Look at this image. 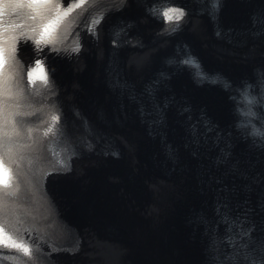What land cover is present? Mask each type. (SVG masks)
I'll return each instance as SVG.
<instances>
[{
	"label": "bare ground",
	"instance_id": "bare-ground-1",
	"mask_svg": "<svg viewBox=\"0 0 264 264\" xmlns=\"http://www.w3.org/2000/svg\"><path fill=\"white\" fill-rule=\"evenodd\" d=\"M125 2L121 10L104 17L97 37L83 39L80 52L51 59L62 106H77L91 128L109 135L117 146L116 156L82 154L74 158L68 172L58 174L59 181L50 175L46 179L48 194L82 238L80 250L58 252L54 259L60 264H133L142 252L146 256L149 251L157 255L156 262L166 264L162 253L168 255L173 249V264H237L218 263L215 253H210L208 234L211 227L221 232L220 212L238 209L251 219L248 255L255 253L258 264H264V146L238 133L236 103L231 98L240 80L253 76L251 69L264 78V0L239 5L223 0L213 21L222 29L216 36L209 33V17L193 5L188 22L174 37L156 34L160 22L142 11L138 0ZM119 15L133 21L132 34L140 43L121 46L110 54L106 31ZM177 39L191 45L203 69L219 73L223 80L196 84L188 70L166 63L165 56L173 51ZM20 50L26 62L35 51L28 45ZM88 88L98 92L100 101L91 97ZM82 91L86 92V108ZM220 91L229 108L220 100ZM148 94L153 97L149 104ZM139 107L144 109L142 114ZM90 109L99 120L89 114ZM134 128L139 131L138 143L130 135ZM125 148L130 149L128 153ZM116 160L126 163L124 170L102 167L104 181L122 185L117 193L120 214L131 223L134 239L141 246L138 249H126L123 228L119 231L117 227L114 237L108 235L111 221L97 226L70 196L71 190L64 191L61 185L65 179L77 188L76 196H84V190L96 187V170L85 168V163L90 161L97 169L99 163ZM99 185L104 186L101 181Z\"/></svg>",
	"mask_w": 264,
	"mask_h": 264
},
{
	"label": "snow or ice",
	"instance_id": "snow-or-ice-1",
	"mask_svg": "<svg viewBox=\"0 0 264 264\" xmlns=\"http://www.w3.org/2000/svg\"><path fill=\"white\" fill-rule=\"evenodd\" d=\"M95 2L96 0H87L86 4L85 0H68L67 5H65L64 0H57L55 4H51L50 0H30L27 4H19L17 6L19 9L27 8L29 10L28 13H25V16L33 23H35L39 15V13L33 11L34 8L47 9L48 23L43 24L42 27H32L30 31L33 35L17 32V29L23 27V25L14 27L6 23L0 24V149L3 150L5 157L0 159V185H3L4 188H8L13 180L12 171L9 167L13 161L9 158V153L12 150L13 137L19 135L13 120L19 119L23 123V117L18 110L14 111L12 109V103H10V100L15 102L21 98L18 87L15 92L12 90L15 73L10 71L12 62L15 60L16 43L21 39H32L38 49L41 45L54 43L55 41L51 37L56 27L70 17L72 13L76 12L77 9H83L78 15H83L85 12L90 13L92 10L91 6ZM159 14L169 22L179 21L184 16L183 10L177 8H168ZM93 23L98 24L99 20H95ZM188 63H192V61H188ZM29 75L32 76L33 83H35V79H40L44 84H47V73L39 61H37L30 74L25 73V81H27ZM248 102L250 103L251 101ZM58 120V116L51 117V124L43 133L44 136H48L53 132ZM17 149L20 150L21 146L17 145ZM5 159H7V163ZM16 236V233L11 232L10 234V230L6 231L4 226H0V253L5 249H15V252H10L9 254L19 256L25 260V264H31V249L18 238H14ZM11 264H20V262L13 260Z\"/></svg>",
	"mask_w": 264,
	"mask_h": 264
},
{
	"label": "water",
	"instance_id": "water-1",
	"mask_svg": "<svg viewBox=\"0 0 264 264\" xmlns=\"http://www.w3.org/2000/svg\"><path fill=\"white\" fill-rule=\"evenodd\" d=\"M103 185L104 186L101 188L98 187L88 192L87 193L88 199L92 203H95L96 205L98 204L99 201H101L105 203L107 207L110 206L109 203L111 200H116L118 202L117 193H119L120 183H116L115 185H109L108 183L107 184L103 183ZM173 206H174V203H173ZM119 210H120V205H117V207H114L113 209L115 214L119 213ZM173 214L174 213L172 212V215ZM172 215H171V219H172ZM126 225L127 226L125 227V231H133L131 224L127 223ZM128 236H129L128 238L129 246L135 248V242H134V239H132L133 235H131V233L129 232ZM132 259L134 258L132 257ZM142 260H143V257L134 259L135 263L133 262V264H141Z\"/></svg>",
	"mask_w": 264,
	"mask_h": 264
},
{
	"label": "rangeland",
	"instance_id": "rangeland-1",
	"mask_svg": "<svg viewBox=\"0 0 264 264\" xmlns=\"http://www.w3.org/2000/svg\"><path fill=\"white\" fill-rule=\"evenodd\" d=\"M237 5V4H236ZM209 23L211 24V20L209 21ZM211 26V25H210ZM209 68V67H208ZM211 69V68H210ZM254 70V69H253ZM252 69H251V75H254V72H256V70H254L253 71ZM247 73H249V72H247ZM190 77H191V73H190V75H189ZM84 78V80H86L87 79V76H84L83 77ZM219 93H221V91L219 92ZM193 94H195L196 96H198V94L197 93H193ZM199 95H201V94H199ZM203 96V95H202ZM219 98H220V100L222 101V102H224V104H226V106H227V108H229V105H227L228 103L226 102V98H225V96H224V94L223 93H221L220 95H219ZM135 129V128H134ZM137 132L139 133V131H138V129L136 128L134 131H133V133H130V135H131V138H132V140L135 142V143H138L139 141H140V137H139V135L137 134ZM118 148L120 149V147L118 146ZM127 150H130L129 148H125V150H123L124 151V153H128V151ZM89 163V164H88ZM99 163V162H98ZM86 164V167L85 168H87V169H89V170H96L95 168H94V166L93 165H91L92 163H90V161L89 162H86L85 163ZM96 165V164H95ZM97 166H99V167H108V166H111V164H107V163H104V164H102V163H99ZM50 176H52V175H50ZM54 176V179L55 180H57V181H59L60 180V178H61V176H59V175H53ZM172 179V178H171ZM173 180V179H172ZM61 185L64 187V191L65 190H67V189H71V187H72V185H71V183L70 182H65V179L64 180H61Z\"/></svg>",
	"mask_w": 264,
	"mask_h": 264
}]
</instances>
